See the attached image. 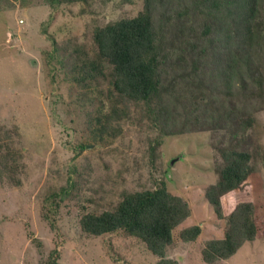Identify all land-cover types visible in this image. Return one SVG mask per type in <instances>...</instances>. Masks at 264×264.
<instances>
[{
  "label": "rangeland",
  "instance_id": "obj_1",
  "mask_svg": "<svg viewBox=\"0 0 264 264\" xmlns=\"http://www.w3.org/2000/svg\"><path fill=\"white\" fill-rule=\"evenodd\" d=\"M142 8L143 0L53 6L46 0H0V128L17 131L15 145L23 154L16 177L20 183L0 179V264H51L54 258L59 264H159L137 239L122 232L88 236L79 219L83 209H113L123 192L153 188L155 180L162 179L191 206V215L174 231L167 258L178 264H208L202 258L205 243L224 236L227 222L206 197L223 163L213 142L222 137L227 144L231 137L246 135L264 155V102L248 108L254 126L245 132L236 133L239 126L227 123L216 134L202 130L166 136L155 159L149 147L158 129L145 122L125 121L124 134L114 141L81 148L87 141L82 136L84 114L71 101L81 88L67 78L66 61L74 57V49L85 52L83 57L94 56L95 27L136 16ZM256 21L263 47L258 46L254 65L264 74V0ZM56 54L66 60L65 66L55 60ZM222 101L208 96L204 106L216 113ZM256 173L242 191L221 196L224 214L239 201L251 200L264 221L263 157ZM68 184L73 190L65 202L56 201L62 206L52 225L46 216L49 207H55L50 194ZM198 223L203 231L197 240L180 239L183 228ZM215 264H264V235Z\"/></svg>",
  "mask_w": 264,
  "mask_h": 264
},
{
  "label": "trees",
  "instance_id": "obj_2",
  "mask_svg": "<svg viewBox=\"0 0 264 264\" xmlns=\"http://www.w3.org/2000/svg\"><path fill=\"white\" fill-rule=\"evenodd\" d=\"M46 1L53 6L95 0ZM262 1L143 0L136 16L95 27L94 56L83 57L85 52L74 49V57L65 60L70 65L67 78L81 88L71 98L84 114L82 136L87 141L81 148L114 141L124 134L123 122L129 120L158 129L150 140L153 159L159 156L166 136L202 130L216 134L227 123L239 126L235 132L253 127L248 108L264 102V74L254 65L257 48L263 47L256 21ZM54 50L60 52L57 47ZM54 58L65 66L63 57L56 54ZM102 81L105 89L99 87ZM208 96L223 99L218 112L204 106ZM16 132L0 128V179L19 184L16 177L23 154L15 145ZM228 141L223 144L221 137L213 142L223 163L217 171L218 182L207 189L206 197L227 226L222 238L205 243L202 258L208 264L231 258L245 242L264 235V221L251 200L239 201L230 212H222L221 196L253 183L259 158H264L246 135ZM155 181L153 188L123 192L113 209H83L81 231L93 237L122 232L143 243L159 258V264H178L167 253L175 241L174 231L191 215V206L173 194L165 180ZM72 190L68 184L51 192L49 204L55 207H49L46 216L52 225L60 202ZM202 231L203 224L198 223L183 228L179 236L191 242ZM51 264L59 262L54 258Z\"/></svg>",
  "mask_w": 264,
  "mask_h": 264
}]
</instances>
